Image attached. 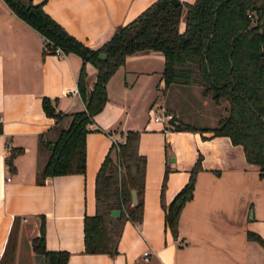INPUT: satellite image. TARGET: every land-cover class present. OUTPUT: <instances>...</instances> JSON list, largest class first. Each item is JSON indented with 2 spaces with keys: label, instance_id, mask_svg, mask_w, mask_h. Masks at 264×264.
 <instances>
[{
  "label": "crops",
  "instance_id": "crops-1",
  "mask_svg": "<svg viewBox=\"0 0 264 264\" xmlns=\"http://www.w3.org/2000/svg\"><path fill=\"white\" fill-rule=\"evenodd\" d=\"M150 1L44 0L42 6L74 36L98 46ZM43 42L40 31L0 0V255L13 226L12 264H31L35 253L30 241L42 214L45 246L69 250L64 264H264V244L247 233L255 231L264 241V171L259 173L257 164L246 159L241 143L226 133L202 136L198 129L176 128L165 115L151 118L126 112L135 81L142 78L143 83L154 71L136 63L152 57L145 49L127 53L107 79V98L85 132L84 171L38 179L47 155L41 142L69 119L45 113L42 96L62 112L84 105L76 86L81 56L72 50L42 53ZM161 59L154 82L155 89L163 87L156 94L158 105L175 119L187 121V113L170 98L181 85L163 84ZM85 67L90 86L96 68L89 60ZM74 86V91L67 89ZM139 88L145 95L146 85ZM127 128L139 130L137 149L145 156L141 217L123 220L115 253L85 251L83 215L95 210L97 167L112 139L122 140ZM10 146L21 147L12 157V168L5 161ZM109 154L115 158L113 148ZM198 154L192 194L180 207L173 233L164 224L160 203L164 167L168 162L163 191L168 200L188 178ZM143 249L148 250L146 256Z\"/></svg>",
  "mask_w": 264,
  "mask_h": 264
},
{
  "label": "trees",
  "instance_id": "trees-1",
  "mask_svg": "<svg viewBox=\"0 0 264 264\" xmlns=\"http://www.w3.org/2000/svg\"><path fill=\"white\" fill-rule=\"evenodd\" d=\"M22 19L44 36L42 53L59 46L62 52L72 50L81 58L76 77L77 90L83 107L69 111L54 108L43 95L45 113L56 118L68 115L65 125L56 126L53 137L41 143L47 149L46 159L37 171L42 180L46 174L84 171L85 132L88 122L107 98L106 81L114 69L124 61L127 53L153 48L163 56L161 77L163 84L196 81L201 93L215 103L226 100L223 114L212 125H197L175 119L169 121L176 128L198 129L202 136L226 133L233 142L241 143L248 161L264 171V0H152L126 22L116 26L98 46H91L70 33L42 6L44 0H4ZM184 6V23L179 19ZM104 51L105 55H99ZM96 68L92 84L86 77L85 61ZM139 130L127 128L122 140H112L101 159L94 183L95 210L83 215V250L117 251V240L125 218L137 220L142 213L145 156L137 149ZM52 141L53 145L48 146ZM113 148L115 158L109 151ZM21 149L10 146L5 161L13 167L12 157ZM166 162L160 183V203L164 210V224L176 232L177 217L185 199L191 196L193 177L200 167V154L189 168L186 181L165 200ZM136 190L131 202L130 188ZM118 207V214L110 209ZM38 232L30 245L40 257V264H64L69 255L66 248H47L44 243V220L39 214ZM15 227H11L0 264H12L15 247ZM248 235L264 244L255 231Z\"/></svg>",
  "mask_w": 264,
  "mask_h": 264
},
{
  "label": "rangeland",
  "instance_id": "rangeland-1",
  "mask_svg": "<svg viewBox=\"0 0 264 264\" xmlns=\"http://www.w3.org/2000/svg\"><path fill=\"white\" fill-rule=\"evenodd\" d=\"M184 23V6H182V11L179 19V27L181 28ZM143 52H149L152 57H142L136 63L139 66H147L154 68L152 74H147L144 76L143 83L141 79L135 81V89L131 91V99L127 101V110L126 112L130 115L144 114L145 116H150L151 118L155 113L162 114L163 110L158 105V95L159 90L163 87L154 88V82L156 81L158 75L155 73V69L162 65V54L158 49L148 48ZM142 76V77H143ZM132 75L130 73L126 74V79L130 80ZM181 85V90L172 95L170 98L173 99V104L178 106L179 109L184 111L186 114L185 119L188 122L197 124V125H208L207 123H214L215 118L218 114H223L226 109L224 105L226 100H221L219 103H215L209 96L203 95L201 93V86L198 88L189 85L191 82H173ZM146 85L147 91L145 95L140 94V86ZM196 88V89H195ZM155 96V98H153ZM153 98V99H152ZM47 153V149L45 148ZM40 262V257L36 254L34 255V260L31 261V264H38Z\"/></svg>",
  "mask_w": 264,
  "mask_h": 264
},
{
  "label": "water",
  "instance_id": "water-1",
  "mask_svg": "<svg viewBox=\"0 0 264 264\" xmlns=\"http://www.w3.org/2000/svg\"><path fill=\"white\" fill-rule=\"evenodd\" d=\"M174 3L178 2V0H172ZM99 55H105V52L104 51H100L99 52ZM53 145V142L52 141H49L48 142V146L51 147ZM172 157V156H171ZM130 194H131V202H135L137 197H136V190L134 187H131L130 188ZM110 213L111 214H118L119 213V208L118 207H112L110 209Z\"/></svg>",
  "mask_w": 264,
  "mask_h": 264
},
{
  "label": "built area",
  "instance_id": "built-area-1",
  "mask_svg": "<svg viewBox=\"0 0 264 264\" xmlns=\"http://www.w3.org/2000/svg\"><path fill=\"white\" fill-rule=\"evenodd\" d=\"M51 52L61 53L62 50L60 49L59 46L56 45V46L53 47V49H52ZM67 89H68V90H73V91H74V90H76V87H75V86H74V87H68ZM163 115H165L166 117H170V116H171L168 112H164V111H163L162 114L155 113V114H154V118H162ZM112 140H115V139H112ZM6 178H9V175H6ZM147 252H148L147 249H143V250H142V253H143L144 256H146Z\"/></svg>",
  "mask_w": 264,
  "mask_h": 264
}]
</instances>
